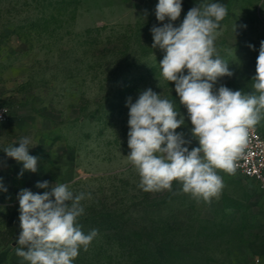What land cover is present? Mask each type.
Instances as JSON below:
<instances>
[{"label":"rangeland","instance_id":"rangeland-1","mask_svg":"<svg viewBox=\"0 0 264 264\" xmlns=\"http://www.w3.org/2000/svg\"><path fill=\"white\" fill-rule=\"evenodd\" d=\"M190 1L191 7L182 0L175 26L201 2ZM218 2L228 14L215 46L233 75L218 78L214 87L252 91L264 40V0ZM156 3L0 0V103L9 109L0 124V148L27 136L36 144L30 154L39 158L37 172L22 176V165L12 158L0 166L7 188L0 192V264H28L16 255L17 193H42L46 189L36 188L37 181L57 179L76 193L91 194L81 201L85 211L78 218L85 232L97 229L94 217L108 214L121 226L118 235L133 242L125 239L117 247L111 232H98L75 264H129L128 254L154 255L150 241L177 248L162 264H264V191L254 181L218 169L223 188L210 202L184 193L176 181L171 190L145 192L138 186L140 177L126 157L127 98L135 102L147 88L161 93L185 115L176 131L191 138L174 82L161 74L165 53L151 48L150 29L161 24ZM255 127L264 133V119ZM196 146L193 139L190 148ZM5 156L0 151V161Z\"/></svg>","mask_w":264,"mask_h":264},{"label":"clouds","instance_id":"clouds-1","mask_svg":"<svg viewBox=\"0 0 264 264\" xmlns=\"http://www.w3.org/2000/svg\"><path fill=\"white\" fill-rule=\"evenodd\" d=\"M181 11L182 0H157L154 12L161 24L150 29L151 48L165 53L159 61L161 74L174 82L179 103L186 108L192 125L191 138L176 131L185 125V115L174 102L147 88L139 92L135 102L131 97L126 99L130 149L126 157L136 169L143 191L171 190L176 181L184 193L210 202L223 188L217 170L235 173L249 131L264 119V40L251 80L253 90L243 92L224 85L216 88L218 78L233 75L215 46L227 8L218 0H201L175 26ZM193 139L198 146L190 148ZM34 146L32 139L24 136L0 148L6 154L0 166L12 158L22 165L19 175L37 172L39 158L29 152ZM35 187L46 191L23 188L17 193L20 231L15 237L16 255L28 264H74L80 250H87L98 235L97 229L85 232L78 223L85 211L81 201L91 194L76 193L58 179L52 184L37 181ZM0 192H7L3 177Z\"/></svg>","mask_w":264,"mask_h":264},{"label":"built area","instance_id":"built-area-1","mask_svg":"<svg viewBox=\"0 0 264 264\" xmlns=\"http://www.w3.org/2000/svg\"><path fill=\"white\" fill-rule=\"evenodd\" d=\"M8 117V107L0 103V124ZM235 172L254 181L264 191V133L255 126L249 131L247 145L236 161Z\"/></svg>","mask_w":264,"mask_h":264},{"label":"trees","instance_id":"trees-1","mask_svg":"<svg viewBox=\"0 0 264 264\" xmlns=\"http://www.w3.org/2000/svg\"><path fill=\"white\" fill-rule=\"evenodd\" d=\"M94 221H95V227L97 228L99 233H110L113 234L115 237V244L117 245V247H124L123 246V242L126 240H130L127 237H123L120 236L118 234H120L121 232V226L117 225V223L115 222V218L112 217L111 215H100L97 217H94ZM117 235L120 237L117 239ZM108 239V238H106ZM152 243V248H151V252L154 251V255H148L147 257L144 256L142 254H128L129 256V264H162V261L164 258V256H166L167 254L170 256L171 253L175 252V250H177V248L173 247L171 245V243H160L157 242L156 243L152 241H150ZM127 245H130L132 242V240H130L129 242H127ZM126 245V246H127ZM129 249H133L132 245L130 246ZM153 249V250H152ZM161 251H163L164 253H162ZM162 253L161 256H159L157 258V254ZM141 253V251H140ZM76 262H74L75 264Z\"/></svg>","mask_w":264,"mask_h":264},{"label":"crops","instance_id":"crops-1","mask_svg":"<svg viewBox=\"0 0 264 264\" xmlns=\"http://www.w3.org/2000/svg\"><path fill=\"white\" fill-rule=\"evenodd\" d=\"M187 2H188V5L190 6L191 5V1L190 0H187ZM191 7V6H190Z\"/></svg>","mask_w":264,"mask_h":264}]
</instances>
